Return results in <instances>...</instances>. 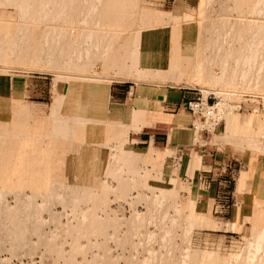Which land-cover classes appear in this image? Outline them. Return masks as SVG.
<instances>
[{
    "label": "bare ground",
    "instance_id": "6f19581e",
    "mask_svg": "<svg viewBox=\"0 0 264 264\" xmlns=\"http://www.w3.org/2000/svg\"><path fill=\"white\" fill-rule=\"evenodd\" d=\"M214 1L201 0L199 14L201 16L208 14L210 12L208 9ZM0 7L17 9L25 20L22 23H15L11 22L9 15L0 17V75H5L7 71L3 69L15 63L21 66L29 63L54 69L58 74L57 80H63L67 84L87 82L91 79L87 78L88 76L63 77L66 75L63 72L90 74L96 70L97 65L100 66L99 75L112 72L128 75L133 73L137 76L152 74L138 71L137 68L140 41L144 34L149 33L153 28L147 10L143 6V0H0ZM234 10L240 12L239 17H234V12L230 10H221L216 13V18L202 19L206 28L211 31L209 45L205 50H208L212 56L229 58L236 54L235 50L239 47L241 48L239 54L245 57L248 64H253V67L247 72L244 71L238 81L236 76L229 75L228 62L222 58V74L208 75L209 83L219 87L226 85L252 87L254 79L257 81L254 82L257 89L264 90V80L260 78L263 69H258L257 73L254 70L258 57L264 56V0H241ZM178 29L179 25L174 28L173 39L176 43ZM179 62L174 52L171 65ZM262 66L264 67V63ZM197 70L201 71L202 67L199 65ZM214 91V95L219 99V106L216 115L204 126L212 130L220 122L225 121L226 130L222 135H216L213 142L262 149L264 124L258 136L251 135L248 128L237 129L235 122L238 108L231 104L235 94L223 90ZM10 111V104H0V114H8ZM72 121L67 116L53 113L52 133L56 138L70 137L69 125ZM198 134L199 132L195 131V140H198ZM5 137L21 140L20 148H25L29 146L30 140L38 139L39 135L26 129L11 133L0 127V138ZM0 159V175H2L0 182L5 183L8 182L11 174V156L7 153L2 154ZM123 160L124 167H116ZM135 162L136 156H131L130 150L127 156L119 150L108 163L106 170L107 176L122 183L120 189L127 197L133 187H147L145 177L131 178L130 174L133 172ZM151 189L153 192L151 197L145 194L139 195L142 202L146 199L148 208L146 215L136 216L140 226L130 223L126 225L130 234L109 236L104 233L109 229L120 232L121 226L118 222L120 220L95 218L94 210L80 209L83 205H89L97 200L94 189L89 186L63 181L52 182L51 191L34 192L32 196L25 194L18 187L13 189L8 185L0 186V251H7L9 245L13 246L19 255H30L36 250L45 249L49 253H55L56 260L64 264H81L71 253L59 247L57 240L60 236L39 234L48 225L41 215L50 210L51 221L59 222L50 206L62 205L64 208H73L72 213L79 215L76 217L77 225H70L64 228L65 231L80 233L85 230H96L102 232L96 236L107 238V243H115L118 248L124 250L130 247L128 254L120 258H115L110 253L107 256L93 254L89 260L85 257L87 264H121V259L124 260V264H203L200 256L190 250H186L187 252L176 261L175 239L181 230L184 231V235L189 234L197 221L193 216L179 220L173 218L167 210V200L173 196V192L161 190L160 194H154L157 190ZM11 193L15 194L18 200L16 207L13 208L6 202L7 196ZM38 198H42L43 202L40 203ZM104 203L105 197H98L96 205ZM178 213L183 217L182 210H178ZM170 221L172 226L168 225ZM147 224H154L159 228V232L148 233L146 239L137 245L135 239ZM232 226L235 230V224ZM34 236L39 238L38 242L33 241ZM78 236L83 237L81 234ZM74 242L72 248H81V253H87L86 248ZM155 244L160 248L157 252L151 249ZM139 248L144 252L147 251L148 255L142 257ZM0 263L8 264V261L0 260ZM224 264H264V226L255 229L253 240L249 241L244 253L228 256Z\"/></svg>",
    "mask_w": 264,
    "mask_h": 264
},
{
    "label": "crops",
    "instance_id": "0c3cea01",
    "mask_svg": "<svg viewBox=\"0 0 264 264\" xmlns=\"http://www.w3.org/2000/svg\"><path fill=\"white\" fill-rule=\"evenodd\" d=\"M194 1H174L172 8L164 11L167 16L157 18L141 39L137 68L151 76L111 74L93 77L88 83H61L55 91L41 78L12 80L10 110L19 103L26 105L27 123L40 129L54 112L73 120L70 137L62 142V176L70 184L92 185L119 150L150 154V164H161L167 182L174 177L176 166L178 175L191 180L187 177L190 159L193 166L201 161L194 171L196 179L201 167L215 177L201 186L198 212L221 225L219 232L240 235L247 228L252 235L264 224V146L258 150L232 143L229 149L227 144L220 149L205 133L198 134L200 141L195 140V120L181 106L195 97L196 88L174 81L180 72L192 77L197 61L208 54L204 48L209 45L211 31L202 19L216 18L219 6L215 9L213 4L210 12L201 16L200 0ZM178 25L176 43L174 28ZM174 52L180 61L175 70L171 65ZM96 70L100 71V66ZM206 71L217 73L214 67ZM226 224H235L239 230L228 231Z\"/></svg>",
    "mask_w": 264,
    "mask_h": 264
},
{
    "label": "rangeland",
    "instance_id": "374dc122",
    "mask_svg": "<svg viewBox=\"0 0 264 264\" xmlns=\"http://www.w3.org/2000/svg\"><path fill=\"white\" fill-rule=\"evenodd\" d=\"M174 1H176L177 4L179 2L181 3L182 0H143V6L147 10L148 19L152 22L153 26L155 25L157 18L167 16V13L164 11L170 10L172 5H174ZM192 2L195 1L192 0ZM240 2L241 0H215L213 2V4L216 5L215 9L219 6L215 13L221 10H230L231 12H234V17H239L240 12L235 11L234 9ZM211 6L208 9L209 11ZM175 9L177 10V7ZM7 15H9L8 17L11 22H25L17 9L13 7H0V17H7ZM237 49L235 50V55L230 56L229 58H222L226 59L228 62L229 75L236 76V80L239 81L240 77L244 74V71H249L250 67H253V64H248L245 61V57L239 54L241 48L237 47ZM222 58L212 56L208 51V54H204L197 61L195 68L196 72L192 77H189V75L184 72H180L177 73L178 75L174 81L176 84L183 83L190 88L201 90L203 93L204 91L210 90L214 94V90H223L235 94L231 100V104L238 108L236 109V128L240 130H242V128L245 130L248 128L251 135L258 136L264 124V90L257 89V86L254 84V82L256 83L257 81L254 79L252 81V87H240L238 85L219 87L213 86V84L209 83L208 75L222 74ZM262 63H264V56H259L257 63L254 64V70L255 73H257L258 69H263L260 78L264 80V67L262 66ZM199 65L202 67L201 71L197 70ZM172 67H175L174 69L178 68L176 64ZM213 67L217 69V73L206 71L207 68L210 70V68ZM98 68L99 65L95 67V69ZM3 70L7 71V73L5 75H0V104L2 105L10 104V81L12 80H17L19 82V80L23 78H30L32 80H34V78H41L42 81L50 83L52 88L54 87V91L58 84L65 83L63 80H57L58 74L54 69L49 67H41L29 63L21 66L18 63H15L10 65L9 68ZM63 73L66 74L63 75V77L79 76L80 78L88 76L87 78L89 79H93L92 77L110 76L111 74L116 76H128V74L116 72L99 75L98 73H100V71L97 70L90 74L75 72ZM146 76H151V74L142 75V77ZM257 92H262V94ZM27 115L28 108L22 103H19L16 108H11V111L8 114H0V127L2 129L11 131V133L21 132L26 129V131H31V133L39 135L38 139L30 140L29 146H25V148H20L21 144L19 143L21 140L12 139L10 137H5L4 139L0 138V155L7 153L11 156V174L9 180L5 183L0 182V186L8 185L13 189L18 187L23 190L25 194L32 196L34 192L51 191L52 182H67L62 176V156L64 153L62 142L66 139L56 138L52 133V127L54 125L53 115L52 118L41 127V129L40 127L30 126L25 119V116ZM225 130V121H222L218 127L212 130L209 129V133L205 134L210 137L211 142H213L216 137L222 135ZM193 134H195V131ZM195 136L196 135H194V137ZM39 141H41V143ZM198 141H200L199 138ZM215 144H217L220 149L223 146L221 145V142ZM227 145V148L229 149L230 144ZM234 146L238 147L235 144ZM121 152L124 156L128 155V150H123ZM130 154L131 156H136L133 172L130 174L131 178L133 179L134 177V179H137V177L139 178L140 176L145 177L147 187H133L131 194L127 197L124 195L123 190L120 189L122 183L107 176L106 168L105 172L102 175L97 176L93 184L89 185V187L94 189L96 199L98 200V197H105V203L103 205H96L97 200H94L89 205H83L80 208L83 210H94L93 213L95 218L120 220L118 221L121 226L120 232H116L114 229H109L104 232L106 235L115 236L117 234H130L126 227V225L130 223L140 226L139 220L136 216L146 215L148 208L146 205V199L142 202L139 195L145 194V196L151 197L153 193L151 188L157 190L154 191V194H160L161 190H171L173 196L169 197L167 200V210H169L171 216L177 220L180 218L187 219L193 216L197 221L196 226L189 234L184 235V231L181 230L179 236L175 239L176 261H178L184 253L190 250L192 253L200 256L203 260V264H224V261L228 256L241 255L246 251L249 241L253 240L256 228L252 235L248 232L247 228L244 230V233L240 235L222 233L218 231L221 230V225H217L215 221L198 212L196 201L198 193L202 190L201 186L215 177L212 171H207L206 168L201 167L203 171L198 174V178L196 179L194 171L200 168L201 161L193 166L194 161L193 159H190L187 177L191 180L184 179L182 176L178 175L179 167L176 166L177 169H175L174 177L170 178L169 182H167L162 176L161 164H150V154L138 153L133 150H130ZM185 160L186 159H183L181 165L184 164ZM124 163L123 160L116 167L123 168ZM151 169L153 170L152 174ZM38 201L42 203L43 199L38 198ZM6 202L11 208L16 207L18 203L16 195L12 193L9 194L6 198ZM50 209L58 217L59 222H52V214L50 210L45 211L41 217L48 222V225L43 231L39 232V234H47L48 236L55 234L60 236L57 240L59 247L63 248L64 251L71 253L81 264H87L85 257H88L89 260L93 254L107 256L110 253V255L115 258H120L128 254L130 247L124 250L118 248L115 243H107V238L96 236L102 234V232H97L96 230H85L80 233L65 231L64 228H67L70 225H77L76 217L79 215H74L72 213L73 208H64L62 205H57L54 207L50 206ZM178 210H182L183 217H180ZM168 225L172 226V222H168ZM262 226H264V224H262ZM232 228L233 226L226 224L224 229L230 231ZM235 230L238 231L239 228L235 226ZM151 232L158 233L159 228L154 224H147L142 228L138 237L135 239L137 245H139L140 241H144L146 235ZM80 234L83 235V237H79L78 235ZM38 240L39 238L34 236L33 241L38 242ZM74 241L78 242L80 247L86 248L87 253H81V248H72V243H75ZM130 243H132V241ZM97 244H99L98 247H94V245ZM103 244H105V246H102ZM6 249L7 251H0V260H7L8 264H64V262L56 260L55 253H49L45 249L36 250L30 255H19L15 251V248L10 245ZM151 249L156 252L160 250L159 246L156 244L151 246ZM140 251L142 257L148 255L147 251L144 252L142 249H140ZM120 263L124 264V260L121 259Z\"/></svg>",
    "mask_w": 264,
    "mask_h": 264
},
{
    "label": "built area",
    "instance_id": "2783aa9c",
    "mask_svg": "<svg viewBox=\"0 0 264 264\" xmlns=\"http://www.w3.org/2000/svg\"><path fill=\"white\" fill-rule=\"evenodd\" d=\"M194 92L196 93L195 97L184 102L181 108L194 118L195 121L192 125L194 131L209 133L204 125L216 115L219 99L210 90L203 93V91L195 89Z\"/></svg>",
    "mask_w": 264,
    "mask_h": 264
}]
</instances>
